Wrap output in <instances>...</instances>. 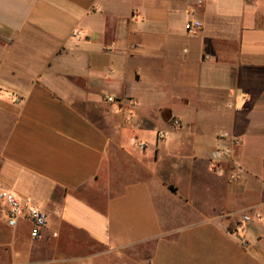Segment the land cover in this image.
Wrapping results in <instances>:
<instances>
[{
	"label": "crops",
	"instance_id": "1",
	"mask_svg": "<svg viewBox=\"0 0 264 264\" xmlns=\"http://www.w3.org/2000/svg\"><path fill=\"white\" fill-rule=\"evenodd\" d=\"M0 188V264H264V0H0Z\"/></svg>",
	"mask_w": 264,
	"mask_h": 264
},
{
	"label": "built area",
	"instance_id": "2",
	"mask_svg": "<svg viewBox=\"0 0 264 264\" xmlns=\"http://www.w3.org/2000/svg\"><path fill=\"white\" fill-rule=\"evenodd\" d=\"M201 28V23L196 22L194 24H190V31H197ZM74 36L79 37L80 32L76 30L74 32ZM107 101L110 103H115L116 97L110 96L107 98ZM180 124L178 119L172 120V125L178 126ZM222 138L228 136V134H222ZM159 140L164 141L167 140L170 135L166 131H160L157 134ZM134 144L138 146L139 149L145 150L147 145L146 143L137 140L134 138L132 140ZM232 154V148L230 146H220L218 147L210 157V167L211 170L217 174H222V164L226 158H228ZM240 177V172L237 171L232 173L231 180L233 182L237 181ZM0 204L3 206L2 212L6 217L7 223L10 227H17L19 220L22 218H27L32 223L31 229V237L34 240H39L42 238L43 230L46 228L48 224V216L47 214L32 204L31 200L23 199L20 196L14 194L11 191H8L4 188H0ZM249 220L248 217L244 218V221ZM247 245V243H245Z\"/></svg>",
	"mask_w": 264,
	"mask_h": 264
}]
</instances>
